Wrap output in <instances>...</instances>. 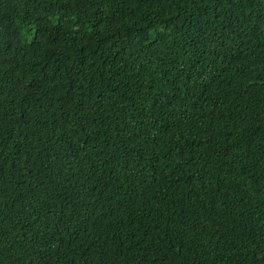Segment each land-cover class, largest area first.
Returning a JSON list of instances; mask_svg holds the SVG:
<instances>
[{
	"label": "trees",
	"instance_id": "obj_1",
	"mask_svg": "<svg viewBox=\"0 0 264 264\" xmlns=\"http://www.w3.org/2000/svg\"><path fill=\"white\" fill-rule=\"evenodd\" d=\"M0 264H264V0H0Z\"/></svg>",
	"mask_w": 264,
	"mask_h": 264
}]
</instances>
